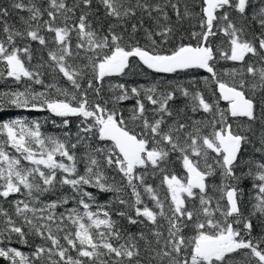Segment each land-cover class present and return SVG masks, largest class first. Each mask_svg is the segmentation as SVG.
Masks as SVG:
<instances>
[{
  "label": "snow or ice",
  "instance_id": "6c2138e0",
  "mask_svg": "<svg viewBox=\"0 0 264 264\" xmlns=\"http://www.w3.org/2000/svg\"><path fill=\"white\" fill-rule=\"evenodd\" d=\"M199 9L180 0H0V62L7 77L30 82L5 94L7 103L83 118L75 143L67 133L64 140L44 136L37 121L0 122L6 137L0 141V238L41 241L31 257L0 247L9 264H264V235L253 236L254 218L264 231V0H199ZM12 11L19 27L9 22ZM185 22L190 27L181 32ZM34 42L41 48L34 50ZM221 60L240 64L225 70L231 83L220 78ZM139 64L156 73L203 69L210 74L205 83L216 85L209 89L215 99L195 82H111ZM45 75L53 82L45 84ZM33 84L46 91H33ZM181 98L185 107L177 106ZM129 99L135 101L131 128L117 111ZM188 111L207 115L194 119ZM248 145L258 158L243 157ZM172 154L183 177L169 170ZM108 169L119 182L115 176L108 182ZM157 174L163 195L148 183ZM246 179L256 190L247 215ZM87 185L129 189L130 199L117 195L124 208L115 215L141 230L129 232L100 206L94 211ZM64 186L73 194L44 198ZM16 194L24 198L9 200ZM70 201L76 206L66 207Z\"/></svg>",
  "mask_w": 264,
  "mask_h": 264
},
{
  "label": "trees",
  "instance_id": "16d2710c",
  "mask_svg": "<svg viewBox=\"0 0 264 264\" xmlns=\"http://www.w3.org/2000/svg\"><path fill=\"white\" fill-rule=\"evenodd\" d=\"M5 4H7V0H4ZM71 2V0H69ZM181 5L184 3H187L190 7H193V10L196 12H199V0H180ZM21 15H26V13H20ZM103 10L101 9V12L99 13L100 16H102ZM93 20L95 21V17H93ZM173 20H175V16L173 15ZM10 23H16L17 27H19L18 23V17L16 14V11H12L10 20ZM101 23H103V27L106 30L108 21L102 20ZM97 24L94 22V27H96ZM190 27L188 22L184 23V26L182 29H180L181 32H183L185 29H188ZM217 41H219L220 37L216 38ZM185 43L188 41L185 40ZM32 48L34 50H38L41 48L38 43H33ZM44 55L45 59L47 58L46 52L40 53L37 52V55ZM33 64L36 63V60H33ZM259 66V65H257ZM240 67V64L238 62H232V61H219L216 65L217 71L220 74V78L223 79L226 82L231 83L232 78L229 75L225 74V70H229L232 68H238ZM0 73H3V75H0V102H2V106H0V122H5L11 119H24L26 121H37L41 125V132L44 136H52L57 137L61 140L65 139V134L67 133L68 136L71 138V142H76V134L78 131V125L80 124L82 117L72 116V117H59L56 116L54 113L47 110L46 107L42 109H34L31 107L23 108V107H15L14 105H10L6 101V95L11 92L15 91H24L27 87V84L30 82L22 81V82H16L13 78L7 77L6 75V69L4 67V64L0 62ZM208 77L210 79V76L207 74H204L203 72L199 70H187L182 72L173 73L171 75H160L151 72L150 70L144 68L141 64L138 65L137 69L133 74H130L126 77H115L111 78L112 83L117 82H123L126 83L128 86H138V85H144L149 86L151 84H156L163 82L165 85H167L168 82H179L184 84L185 86H189V82H195L197 84V87L204 91L205 95L209 96L211 99H215V97H211V93L209 89H215L216 85L214 83L206 84L205 78ZM45 84L52 83V77L50 75L44 76ZM58 83L63 87H70L67 85V83L64 80H59ZM32 90L35 92H45L46 88L44 85H32ZM105 95H107L108 92V82H105L104 87ZM53 98H57L56 94L53 93ZM216 96H218V92H216ZM60 99H63L64 97H58ZM135 101L134 99H129L127 101L122 102L117 106V111L121 112L124 116V118L128 121V126L134 127V124L131 120H129V115L131 112V108L134 105ZM187 103V100L185 98H181L180 101H178L177 106L179 107H185ZM111 107V105H109ZM227 105L223 104L220 101V108L224 109ZM188 115L193 116L194 119H201L202 117L206 116L207 114H204L202 112L199 113H192L191 111H188ZM68 119L69 125L65 126L63 124V120ZM234 125L235 123H238V121H233ZM139 131V129H137ZM6 137L0 133V141L5 140ZM91 143L101 146L104 142H99L96 140H92ZM258 147V145H256ZM6 150L12 154L19 156L18 153L15 152L13 148L8 146ZM77 155L81 156L83 153V149L78 145L76 149ZM253 156L259 157V153H255L254 146L248 145L245 147L243 152L244 158H252ZM57 159H61L59 156H57ZM172 161L168 167L169 170L172 172H175L179 176L183 177L185 175L184 170L181 166V163L179 160L176 159V154H172ZM67 162V161H65ZM22 163L27 164V161H22ZM83 164L81 163L79 165V170L81 173L83 172ZM247 171V169H245ZM107 175L109 177L108 182L112 183V177L115 176V179L117 182L120 181V176H118L114 171L111 169L107 170ZM162 175L157 174L155 176H150L148 179V183H151L153 187H157L158 190L161 192V194L166 193V188L161 184ZM212 183H219L218 179H212ZM252 180L246 179L242 182L241 187L244 189V196H243V211L245 212V215H247L251 209L252 205L255 202L254 196L256 195V190L252 187ZM85 190L92 193V195L95 197V201L93 202V210L96 211L97 207L100 206L104 208V210H109L112 212V218L117 220L121 225L124 226L129 232L137 233L141 228L142 225H135L130 226L128 225L127 221L124 219H121L120 217L115 215L116 210H122L124 206L120 205L116 197L117 195L122 196L125 199H130V190L125 189V192L123 193H115V192H102L100 189L95 188L91 185L85 186ZM61 194L65 195H71L72 190L68 186H64L63 188H60L55 194H45V199H56ZM24 197L20 194H16L14 197H9V200L12 199H23ZM145 202L149 203V206H151V202L148 200L147 196L144 195ZM2 203V202H0ZM76 206L75 201H70V203L66 206L68 208ZM107 206V207H105ZM3 207L8 208L9 205L7 203H3ZM58 211H64L63 208L58 209ZM81 211H83L81 207ZM253 223L256 225V227L253 230V236H260L264 235V231H262L261 227L259 226V221L254 218ZM123 242V241H121ZM41 243V241L38 238H30L28 243H23L20 240L16 238L15 235H13L11 240H5L3 238H0V247L5 248H16L17 250L24 253L26 256L31 257L32 253L34 252L35 245ZM246 251V250H243ZM75 255V253H73ZM0 264H9V261L6 260L3 257H0Z\"/></svg>",
  "mask_w": 264,
  "mask_h": 264
},
{
  "label": "water",
  "instance_id": "95a60500",
  "mask_svg": "<svg viewBox=\"0 0 264 264\" xmlns=\"http://www.w3.org/2000/svg\"><path fill=\"white\" fill-rule=\"evenodd\" d=\"M134 60H135V58H133ZM142 65V64H141ZM144 68H146V69H148L146 66H144V65H142ZM148 70H150L151 72H153V73H156V72H154V71H152L151 69H148ZM187 70H199V71H201V72H203L204 74H207L208 76H210V74L209 73H207L206 71H204L203 69H187ZM187 70H183V71H187ZM178 72H182V71H178ZM156 74H160V75H171V74H173V73H156ZM113 78H115V77H113ZM217 92H218V90H217ZM218 95H219V92H218ZM221 102L223 103V104H226L227 105V102L226 101H222L221 100Z\"/></svg>",
  "mask_w": 264,
  "mask_h": 264
}]
</instances>
